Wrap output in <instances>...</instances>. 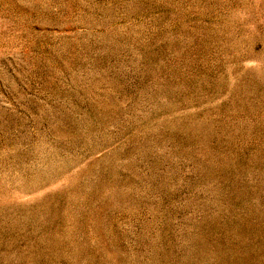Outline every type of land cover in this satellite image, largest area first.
Returning a JSON list of instances; mask_svg holds the SVG:
<instances>
[{
    "label": "rangeland",
    "instance_id": "1",
    "mask_svg": "<svg viewBox=\"0 0 264 264\" xmlns=\"http://www.w3.org/2000/svg\"><path fill=\"white\" fill-rule=\"evenodd\" d=\"M0 264H264V0H0Z\"/></svg>",
    "mask_w": 264,
    "mask_h": 264
}]
</instances>
